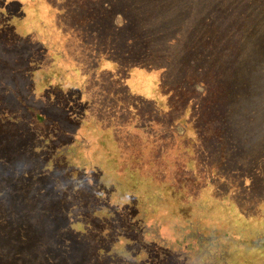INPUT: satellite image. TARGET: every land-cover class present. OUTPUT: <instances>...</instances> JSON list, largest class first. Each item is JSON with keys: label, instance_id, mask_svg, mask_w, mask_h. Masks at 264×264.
Wrapping results in <instances>:
<instances>
[{"label": "trees", "instance_id": "16d2710c", "mask_svg": "<svg viewBox=\"0 0 264 264\" xmlns=\"http://www.w3.org/2000/svg\"><path fill=\"white\" fill-rule=\"evenodd\" d=\"M10 2L0 264H226L225 211L264 222V0Z\"/></svg>", "mask_w": 264, "mask_h": 264}, {"label": "rangeland", "instance_id": "374dc122", "mask_svg": "<svg viewBox=\"0 0 264 264\" xmlns=\"http://www.w3.org/2000/svg\"><path fill=\"white\" fill-rule=\"evenodd\" d=\"M121 1L127 3H135L137 0ZM9 2L10 0H0V25L5 24V17L8 18L9 25L13 20L18 21L23 17H29V13L19 7L20 5L23 6L22 2L12 3V11L9 8H5V5H7V3ZM25 7L28 11L32 10L31 5H27ZM8 13L10 14L8 15ZM38 18L40 17H37L36 19ZM115 22L118 25L123 24L121 20V13L115 16ZM38 33L40 36L45 35L46 30H44L43 28H39ZM11 44L12 46L15 45L14 42H11ZM10 50L12 51L13 49L10 48ZM10 50H7V52H5V50L0 49V96L2 97L0 109L4 114H6L7 111L15 112L25 110V105H23V103L30 105L35 98L31 95L30 83L25 79L24 75L22 73H19L20 71L14 72L10 70L9 66L12 60L11 58L14 57V55H12L13 53ZM33 68L34 67H32L31 69ZM18 69L20 68L18 67ZM258 104H261L263 106L262 109L264 110V102L259 100ZM246 123L249 122L246 121ZM260 129V131H264V128L260 127ZM145 183L148 185L149 181H145ZM222 204L228 207L233 205L231 199H229L228 197L227 199L225 198ZM231 212L232 211H225V214L226 217L230 216V218H233V220L230 219L232 223H230L229 233L235 234L234 241L232 243H235V246L231 248L226 247L222 249V253L220 252L219 254L227 255L226 264H264V230H259L264 222L256 219V216L235 212L231 214ZM234 222L236 226L234 225ZM209 229L210 233L217 231V229L213 226H210ZM177 247L186 250V254L190 253V244L188 242H184L181 245L178 243ZM222 255L221 260L223 261Z\"/></svg>", "mask_w": 264, "mask_h": 264}]
</instances>
